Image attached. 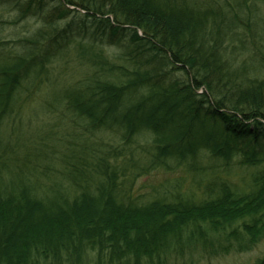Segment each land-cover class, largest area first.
Returning <instances> with one entry per match:
<instances>
[{
  "label": "trees",
  "instance_id": "obj_1",
  "mask_svg": "<svg viewBox=\"0 0 264 264\" xmlns=\"http://www.w3.org/2000/svg\"><path fill=\"white\" fill-rule=\"evenodd\" d=\"M46 1L0 0V32L4 13L12 26L24 23L0 35V129L20 94L57 80L73 52L87 70L52 103L91 130L151 141L142 161L118 164L100 148L70 149L61 158H74L67 189L39 186L32 168L0 146V264H82L96 249L125 264L128 254L176 244L189 227L218 236L237 220L254 242L264 231V0ZM75 8L84 14L72 18ZM200 153L227 170L233 162L251 168L249 177L214 179L199 202L179 192L130 202L126 166Z\"/></svg>",
  "mask_w": 264,
  "mask_h": 264
},
{
  "label": "rangeland",
  "instance_id": "obj_2",
  "mask_svg": "<svg viewBox=\"0 0 264 264\" xmlns=\"http://www.w3.org/2000/svg\"><path fill=\"white\" fill-rule=\"evenodd\" d=\"M72 10H74L70 14L72 18L84 14V11L79 8ZM3 16L8 19L2 22L5 27L0 35L11 37L10 34L21 29L24 23L12 26L10 24L11 14L4 13ZM70 16L62 20V24L71 19ZM27 21L28 23L33 22L32 19ZM249 26L250 24L247 25ZM60 64L64 66L65 71L61 76L56 77L57 80L49 79L48 82L38 85L36 90L32 89L28 92L27 89L20 94L15 113L4 122L0 129L2 142L0 146L6 150L4 155L17 158L20 163H27L28 170L32 168L35 179L38 178L39 186L45 183H55L54 185L61 184L60 186L66 189L70 184L67 171H72L70 164L74 162V158H70L68 164L63 163L61 158L63 153L67 154L72 148L76 150L75 155L79 154V149L84 144L88 146L91 153L95 148H100V151L109 152V157L114 155L109 159L117 163L129 154H132V160L142 161L141 159H144L148 153L146 151L149 150L151 141L149 135L143 133L127 141L119 131L114 129L91 130L85 122L64 114L63 109L61 110L52 103L56 95L54 93L59 92L61 96L62 91L87 70V66L81 63L73 52H69ZM60 64L58 61L54 67L58 69ZM115 152H120V154L115 157ZM87 155L92 159L93 154L87 153ZM204 156L206 154L200 153L193 160L189 158L180 163L169 159L166 166L155 164L144 169L138 168V171L126 166L124 186L135 196L138 193L139 197L153 194L154 190L160 189L161 183L168 182L167 188L172 192L180 189L182 193L187 191L195 202H199L200 198L206 195L207 184L213 182L214 179L225 178L236 185L244 184L245 179L249 177L251 168L233 162L231 169L227 170L221 165L222 162L213 163L216 165L214 166ZM192 161L196 163L195 167H191ZM242 222V220L231 222L224 232H219L220 238L210 233L204 225H198V229L189 227L178 235L175 239V243L178 240L176 244L159 247L157 252L150 253L148 250L128 254L122 263L256 264L264 257V231L261 235L254 237V242H250V235L246 234L240 226ZM234 240L240 243L238 247V242ZM207 242H213L211 243L213 247L208 246ZM113 257L108 255V251L107 253L104 251L95 253L88 250L83 255L82 264H118L121 262L114 260Z\"/></svg>",
  "mask_w": 264,
  "mask_h": 264
},
{
  "label": "bare ground",
  "instance_id": "obj_3",
  "mask_svg": "<svg viewBox=\"0 0 264 264\" xmlns=\"http://www.w3.org/2000/svg\"><path fill=\"white\" fill-rule=\"evenodd\" d=\"M72 17V16H71ZM28 19H31V17H28ZM28 19H26V20H28ZM64 25V24H63ZM77 29V28H76ZM197 92L198 93H201L202 92V90L201 89H198L197 90ZM225 111V110H224ZM137 136V135H136ZM124 138V137H123ZM134 138V137H133ZM125 139V138H124ZM132 139V138H131ZM130 139V140H131ZM127 140V139H126ZM130 140H127V141H130ZM148 152V151H147ZM1 156H3L2 154H0ZM127 158H131L132 159V154H129L128 156H126ZM122 161L120 160L118 163H121ZM117 163V164H118ZM124 184H125V182H124ZM167 186H168V182H163V183H161L160 184V189H157V190H154V192H153V194H149V195H146V196H143V195H141V196H139L138 197V193H137V195L135 196L130 190H127L126 191V195H128V197H129V199H130V202H134L135 204H138V205H140V206H144L145 204H147L148 203V199H150L153 195L154 196H159V195H162L163 196V194H164V192H166L167 194H169L168 196H169V200H173V199H175L176 197H175V195L174 194H176L177 192H179V193H181V194H188L187 193V191L186 192H184V193H182L181 192V189L180 190H176L175 192H172L171 190H169L168 188H167ZM177 196V195H176ZM234 241H237V240H234ZM238 242V241H237ZM240 245V243L238 242V245H237V247ZM192 246V245H191ZM102 251H104V252H106L107 253V251H108V253L110 252L108 249H103ZM96 252L97 253H99V252H101L99 249H96ZM60 259L61 260H68L69 259V256H67V254H61L60 255Z\"/></svg>",
  "mask_w": 264,
  "mask_h": 264
}]
</instances>
